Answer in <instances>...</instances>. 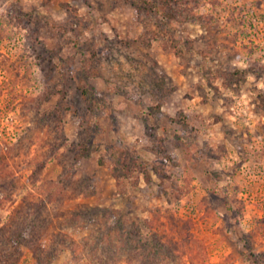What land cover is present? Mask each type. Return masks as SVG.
<instances>
[{
  "label": "rangeland",
  "instance_id": "374dc122",
  "mask_svg": "<svg viewBox=\"0 0 264 264\" xmlns=\"http://www.w3.org/2000/svg\"><path fill=\"white\" fill-rule=\"evenodd\" d=\"M9 224L10 264H264V0H0Z\"/></svg>",
  "mask_w": 264,
  "mask_h": 264
},
{
  "label": "trees",
  "instance_id": "16d2710c",
  "mask_svg": "<svg viewBox=\"0 0 264 264\" xmlns=\"http://www.w3.org/2000/svg\"><path fill=\"white\" fill-rule=\"evenodd\" d=\"M119 167L120 166H117V169ZM12 228H13V224H9V226L0 228V238L3 241L2 247L4 249L3 252L0 251V264H10L9 262L10 255H12L15 251V244L17 243L18 245L19 244L22 245L24 243V242H16V240L20 241L18 238L21 237V235L14 236L15 231L12 230ZM23 228H25V225ZM22 233L25 234V232ZM138 235L140 236V240L136 242L135 248L136 251L139 249L138 252L142 264H160L166 262L171 257L173 247L170 244H166L164 241H156L152 239L151 241L143 240L141 238V234L139 233ZM132 241L133 240L128 239L129 244L132 243ZM119 243L120 244L122 243L121 245L127 248V243H124L123 239ZM141 247L142 250H140ZM124 251L125 250H123V252ZM48 255L50 256V254ZM48 255H45L43 257L40 256V260L37 261V264H48V262L50 261V257Z\"/></svg>",
  "mask_w": 264,
  "mask_h": 264
}]
</instances>
